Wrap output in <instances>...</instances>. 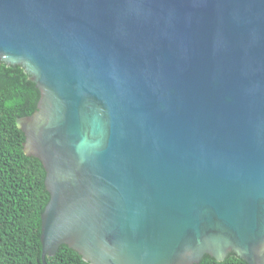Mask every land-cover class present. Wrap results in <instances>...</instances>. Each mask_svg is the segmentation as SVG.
<instances>
[{"label":"water","instance_id":"1","mask_svg":"<svg viewBox=\"0 0 264 264\" xmlns=\"http://www.w3.org/2000/svg\"><path fill=\"white\" fill-rule=\"evenodd\" d=\"M1 62L41 94L43 264H264V0H0Z\"/></svg>","mask_w":264,"mask_h":264},{"label":"trees","instance_id":"2","mask_svg":"<svg viewBox=\"0 0 264 264\" xmlns=\"http://www.w3.org/2000/svg\"><path fill=\"white\" fill-rule=\"evenodd\" d=\"M40 91L21 65L0 63V264H43L42 213L50 200L42 161L24 151L17 118L37 110ZM48 264H90L62 245ZM199 264H248L234 252L224 261L205 255Z\"/></svg>","mask_w":264,"mask_h":264}]
</instances>
